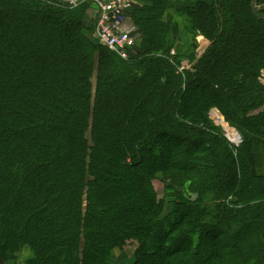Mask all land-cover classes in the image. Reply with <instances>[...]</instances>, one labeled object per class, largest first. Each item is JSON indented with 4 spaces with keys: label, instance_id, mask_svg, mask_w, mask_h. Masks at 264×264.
Segmentation results:
<instances>
[{
    "label": "trees",
    "instance_id": "1",
    "mask_svg": "<svg viewBox=\"0 0 264 264\" xmlns=\"http://www.w3.org/2000/svg\"><path fill=\"white\" fill-rule=\"evenodd\" d=\"M133 1L123 60L87 5L0 0V259L264 264V8ZM181 31L209 42L200 57Z\"/></svg>",
    "mask_w": 264,
    "mask_h": 264
},
{
    "label": "built area",
    "instance_id": "2",
    "mask_svg": "<svg viewBox=\"0 0 264 264\" xmlns=\"http://www.w3.org/2000/svg\"><path fill=\"white\" fill-rule=\"evenodd\" d=\"M65 9L75 10L82 5L92 7L95 11L94 37L96 42L116 54L119 58L127 60L133 44L135 27L129 23L130 12L135 2L133 0H57ZM174 54L173 51L170 53ZM183 64L178 71L183 72ZM236 140L231 143L237 147L241 138L235 135Z\"/></svg>",
    "mask_w": 264,
    "mask_h": 264
},
{
    "label": "rangeland",
    "instance_id": "3",
    "mask_svg": "<svg viewBox=\"0 0 264 264\" xmlns=\"http://www.w3.org/2000/svg\"><path fill=\"white\" fill-rule=\"evenodd\" d=\"M259 3H261V4L259 5V4L256 3V5L258 6L257 9L259 8L258 10H262L264 8V0H259ZM85 12L88 15V19L92 22L93 27H94L95 11L93 10L92 7H88L87 9H85ZM179 34H180V38H179L178 42L176 41L177 43H175L174 46L176 48L180 49V50H184V52L187 53L186 55H189L191 49L193 48V46H195V58L200 57L202 53H199V49L198 48H200V47L198 46L197 38H196V44H195V41L193 42L192 39H191V37L187 33H184L183 34V32L181 31V33L179 32ZM201 38H203V37H201ZM137 39H136V34L134 33V35H133V44L131 45V48H130L131 51L132 50H135V49L138 50V45H136V43L138 41ZM200 43H201L202 46H203V43L204 44H207L206 47H208V45H209V42L206 39L201 40ZM185 58L182 59L183 61H181L182 62L181 64H183L184 67H186L187 69H189L191 67L192 63L190 61H188V59H185ZM261 82L264 84V74L261 76ZM209 118L212 121V124L215 127H217L218 129H220V131H221L222 135L224 136V138L226 139L227 143H229L232 146H234L231 143V140L234 139V136L235 135L240 136V134L237 132L236 128L229 126L225 122L223 116L217 110H215V109H213L209 113ZM224 124L227 125V128H229V130H227L224 127L225 126ZM170 145H171V143H170ZM172 211H173V207L172 206H168L166 208V211L164 212V213H166L165 216L168 215ZM21 253H26L25 258L27 260L25 262H27L28 259H29V257H30L29 256L30 253H28V251H26V248H24L23 250H21L20 254ZM124 253H125L126 256L129 257V259H127L124 256L122 264H134V262H135V256H133V254H134V248L133 247H129V248L126 249V251H124ZM30 255H31V259H32V254H30ZM28 264H29V261H28Z\"/></svg>",
    "mask_w": 264,
    "mask_h": 264
},
{
    "label": "crops",
    "instance_id": "4",
    "mask_svg": "<svg viewBox=\"0 0 264 264\" xmlns=\"http://www.w3.org/2000/svg\"><path fill=\"white\" fill-rule=\"evenodd\" d=\"M201 40H204V39L201 38V37L197 38V43H198V46L200 47V48H198L199 49V53H203L206 50V48H207L206 47L207 44L203 43V46L201 45V43H200ZM26 251H28V253L31 254V252L29 250H26ZM30 254H29L30 257H29L28 260L31 259V255ZM25 255H26V253H21L16 260H3V259H0V264H28L27 262H25L27 260L25 258ZM115 256H116V261H117L116 264H122L124 256L127 259H129V257L126 256L124 251H122V250L121 251H117Z\"/></svg>",
    "mask_w": 264,
    "mask_h": 264
},
{
    "label": "bare ground",
    "instance_id": "5",
    "mask_svg": "<svg viewBox=\"0 0 264 264\" xmlns=\"http://www.w3.org/2000/svg\"><path fill=\"white\" fill-rule=\"evenodd\" d=\"M233 140H236L235 136H234V139Z\"/></svg>",
    "mask_w": 264,
    "mask_h": 264
}]
</instances>
